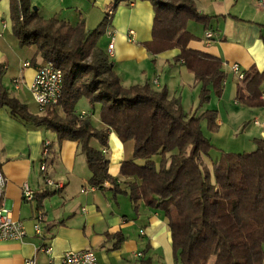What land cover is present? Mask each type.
<instances>
[{
    "label": "crops",
    "instance_id": "0c3cea01",
    "mask_svg": "<svg viewBox=\"0 0 264 264\" xmlns=\"http://www.w3.org/2000/svg\"><path fill=\"white\" fill-rule=\"evenodd\" d=\"M115 1L30 0V4L36 5L38 14L45 19L56 18L73 26L84 21L86 30L92 32L113 11ZM195 1L201 12L215 16L201 38L194 22H189L188 30L195 37L188 47L222 61L226 77L217 108L200 105L202 83L184 60H177L180 48L153 52L146 46L153 37L155 17L149 0H121L96 45L108 52L109 43H114V55L110 58L123 86L149 83L157 91L165 88L169 97L180 101L189 115L201 116L208 110H216L219 128L211 132L219 138L236 139L247 128L249 135L252 130H259L260 137L255 139L264 138V121L259 118L264 108L244 102L250 97L246 81L239 80L231 67L238 63L246 75L253 68L264 71V7L259 0H251L256 4L257 17L250 23L243 17L240 20L229 17L224 10L227 0H207L208 5L202 6ZM130 30L133 36L129 35ZM209 31L213 32L211 39L206 37ZM44 62L36 45H20L13 30L11 0H0L2 86L11 97L26 103L30 112L42 115L54 110L64 118L61 106L49 107L41 113L34 99L31 85L36 68ZM16 79L20 80L18 84ZM210 89L211 102L215 90L213 86ZM263 90L264 84L261 93ZM223 99L228 102L225 114L221 107ZM79 103L77 114L85 111L97 130L107 132L105 145L99 138H93L91 144L109 159V171L119 187L129 189L133 177L122 175L121 165L132 159L134 140L122 141L101 120L99 103L92 105L86 97ZM204 126L207 127V120L202 121L203 129ZM46 141L49 147L44 153ZM209 155L207 158L213 164L220 157L213 161ZM203 162L207 164L205 159ZM0 170L6 180L0 206L22 221L25 229L21 239L0 240V264H25L27 259H35V264H48L51 259L60 260L66 251L85 248L96 252L98 264H182L176 259L169 219L163 209L148 205L144 199L133 201L129 194L116 190L111 181L101 187L92 184V171L78 140H60L46 125L12 116L6 106L0 107ZM25 186L35 191L34 199L23 198ZM43 193L47 195L42 196ZM37 223L40 233L36 232ZM47 246L52 248L50 254L43 250Z\"/></svg>",
    "mask_w": 264,
    "mask_h": 264
},
{
    "label": "trees",
    "instance_id": "16d2710c",
    "mask_svg": "<svg viewBox=\"0 0 264 264\" xmlns=\"http://www.w3.org/2000/svg\"><path fill=\"white\" fill-rule=\"evenodd\" d=\"M120 1L88 32L84 21L73 26L56 18L45 19L30 0H11L13 30L20 45H36L45 61L63 71L65 117L54 110L42 115L30 112L1 82L0 107H8L12 116L25 122L46 125L60 140H78L92 171V184L101 187L111 181L133 201L144 199L163 209L176 259L182 264H264V138H256L257 148L250 152H221L213 173L206 169L202 155H209L215 147L202 121L207 120L208 130L216 131L218 112L189 115L165 88L157 91L149 83L123 86L110 56L96 45ZM149 1L155 17L153 37L146 46L153 52L181 49L177 60H184L202 83L200 105L210 100V86L221 94L226 74L220 58L188 47L195 37L188 30L189 22L203 23L208 29L215 16L201 12L195 0ZM2 73L0 64V78ZM245 81L250 97L244 102L264 106L260 98L264 71L253 68ZM82 97L101 105V120L122 141L134 140L132 159L121 165L122 175L133 177L129 189L119 187L109 171V159L91 144L99 138L105 145L107 132L97 130L91 117L77 114L76 104Z\"/></svg>",
    "mask_w": 264,
    "mask_h": 264
},
{
    "label": "built area",
    "instance_id": "2783aa9c",
    "mask_svg": "<svg viewBox=\"0 0 264 264\" xmlns=\"http://www.w3.org/2000/svg\"><path fill=\"white\" fill-rule=\"evenodd\" d=\"M259 3L264 7V0H259ZM111 13V12H110ZM20 18L23 19V14L20 12ZM133 30L129 31V35L133 36ZM208 39L213 37V32L209 31L206 34ZM131 39V38H130ZM108 55L112 57L114 55V43L110 42L108 45ZM30 62H26V65H29ZM233 72L238 76L239 80H245L246 74L241 69L238 63L232 64ZM19 79H16V83H19ZM157 82V80H155ZM64 89V76L63 71L56 67L54 62L45 61L43 64L39 65L36 68L35 76L33 83L31 85V90L35 101L38 104L39 110L41 113H45L49 107H58L61 106V99ZM261 99L264 101V90L261 93ZM81 118L86 116V112L83 111L79 114ZM258 124V121H256ZM49 141L45 143L44 153L48 152ZM42 169H45V165L42 166ZM5 178L0 170V201L3 193V188L5 186ZM50 184L53 182H49ZM59 186V185H58ZM23 198L25 200H32L35 197V191L25 186L22 192ZM36 232L40 233L41 227L40 223H37ZM143 233V230H141ZM25 235V229L23 222L20 220L14 219L8 209L3 206H0V240H9V239H21ZM47 253H51V246L43 248ZM141 254V253H139ZM35 259H27L25 264H35ZM98 256L92 248H85L81 250H69L66 251L60 260L51 259L48 264H98Z\"/></svg>",
    "mask_w": 264,
    "mask_h": 264
},
{
    "label": "rangeland",
    "instance_id": "374dc122",
    "mask_svg": "<svg viewBox=\"0 0 264 264\" xmlns=\"http://www.w3.org/2000/svg\"><path fill=\"white\" fill-rule=\"evenodd\" d=\"M198 3H199V6L208 5L207 0H198ZM34 6H36V5H34ZM34 6H33V8H34ZM224 10H225V13H227V15H229V17H232L233 19H236V20H240L241 19L240 17H243L244 18V19L242 18L243 20L248 21L250 23H253L252 21H255L254 20L255 17H257L256 4L254 2H252L251 0H239V1L227 0V2L225 3V9ZM241 12H243V13L241 14ZM223 16H222V18H224ZM192 22H194V24L196 25L195 29H197V31H198L197 36L199 38L204 36L205 28H204L203 23H200L197 21H192ZM32 46H34V45H32ZM210 100L205 103L204 108H207L209 104L212 107H216V108L219 106V102H220L219 94L214 92L212 95V101L210 102ZM231 101H233V98ZM227 103L228 102L225 99L222 100L221 107H222V110L224 111V114H225L226 108L228 107ZM79 104L80 103L78 101L76 104V107H78ZM260 107L264 108V106H260ZM99 109H101V105H100ZM252 117L254 118V116H252ZM259 118L261 119V121H264V112H262V114H260ZM204 130H205L207 137L210 138L211 142L214 144V147H215L209 155L210 156L209 158H212L213 161H215L217 159L218 155H221V152H223L224 149H225L224 152H246V151L250 152V151L255 150L257 148V144L255 142V137H260L258 129L252 130L251 134L249 135L247 133V130H248V128H247V130L245 132L241 131L238 138L231 139V140H228L224 137H222V138L217 137L214 133H212L210 130H208V128L206 126H204ZM202 157L207 162V159H208L207 155H202ZM208 160L211 163L208 164V162H207V164H206L203 162L204 166L206 169L208 168L211 173H213V162L211 159H208Z\"/></svg>",
    "mask_w": 264,
    "mask_h": 264
},
{
    "label": "water",
    "instance_id": "95a60500",
    "mask_svg": "<svg viewBox=\"0 0 264 264\" xmlns=\"http://www.w3.org/2000/svg\"><path fill=\"white\" fill-rule=\"evenodd\" d=\"M34 10H37V7L36 6H34V8H33Z\"/></svg>",
    "mask_w": 264,
    "mask_h": 264
}]
</instances>
